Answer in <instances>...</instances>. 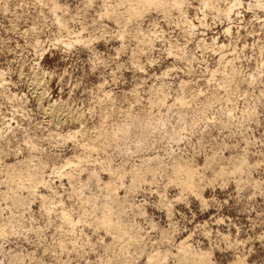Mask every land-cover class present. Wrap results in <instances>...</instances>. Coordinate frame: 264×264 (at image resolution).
<instances>
[{
	"label": "rangeland",
	"instance_id": "obj_1",
	"mask_svg": "<svg viewBox=\"0 0 264 264\" xmlns=\"http://www.w3.org/2000/svg\"><path fill=\"white\" fill-rule=\"evenodd\" d=\"M153 1L0 0V264H264V0Z\"/></svg>",
	"mask_w": 264,
	"mask_h": 264
},
{
	"label": "bare ground",
	"instance_id": "obj_2",
	"mask_svg": "<svg viewBox=\"0 0 264 264\" xmlns=\"http://www.w3.org/2000/svg\"><path fill=\"white\" fill-rule=\"evenodd\" d=\"M149 2H150V0H149ZM151 2H152V1H151ZM160 2H161V0H160ZM160 2H159L158 0H154V1H153V5H156V7H157V6H160ZM148 4H149V3H146L147 6H148ZM149 6H152V3H151V5L149 4ZM161 6H162V5H161ZM161 6H160V7H161ZM154 8H155V6H154ZM33 75H34V74H33ZM36 75H37V74H36ZM36 75H35L34 77H36ZM36 79H38V76L36 77ZM39 80H40V79H39ZM39 80H38V81H39ZM35 83H36V82H35ZM37 85H38V84H37ZM33 87H34V86H33ZM36 87H38V86H36ZM40 87H41V86H40ZM41 88H42V87H41ZM37 89H38V88H37ZM40 90H41V89H40ZM42 90H43V89H42ZM37 91H38V90H37ZM40 92H41V91H40ZM42 92H43V91H42ZM31 93L33 94V92H31ZM34 94H35V93H34ZM34 94H33V96H34ZM36 94H37V93H36ZM40 94H41V93H40ZM36 96H37V95H36ZM36 96H35V97H36ZM39 98H40V97H39ZM38 100H39V99H38ZM180 102H181V101H180ZM55 104H56V103H55ZM179 104H181V103H179ZM56 105H57V104H56ZM182 105H184V104H182ZM182 105H181V107H182ZM51 107H52V106H51ZM53 107H54V106H53ZM178 108H179V105H178ZM47 109H48V107H47ZM50 109H51V108H50ZM45 110H46V109H45ZM54 110H55V109H54ZM54 110H53V109L49 110V114H52L53 112H55ZM57 111H58V109H57ZM59 111H60V110H59ZM61 111H63V110H61ZM44 112H46V111H44ZM44 114H45V113H44ZM46 114L48 115V113H46ZM53 115H54V114H53ZM66 115H67V118H68V114H66ZM48 116H49V115H48ZM51 116H52V115H51ZM51 116H50V117H51ZM56 116H57V118H59L58 120H60V117L63 116V112H62V113H61V112H58ZM51 118H52V117H51ZM51 118H50V119H51ZM55 118H56V117H55ZM62 119H65V118L62 117ZM62 119H61V120H62ZM54 120H55V119H54ZM56 122H57V121H56ZM60 122H61V121H60ZM123 129H124V128H123ZM98 131H99V130H98ZM100 131H101V130H100ZM100 131H99V132H100ZM99 132H98V133H99ZM94 133H95V132H94ZM96 133H97V132H96ZM112 133H114V132H112ZM116 133H117V132H116ZM121 133H123V131H121ZM101 134H102V133H101ZM103 134H104V133H103ZM94 135H95V134H94ZM111 135L115 136L114 134H111V133H110V136H111ZM117 135H118V134H117ZM117 135H116V136H117ZM120 135H121V134H120ZM123 135H124V134H122V136H123ZM104 136H105V135H104ZM106 136H107V135H106ZM106 136H105V137H106ZM93 137H94V136H93ZM96 137H97V135H95V137H94L93 139H95ZM98 138H101V137L98 135V137H97L96 139H98ZM108 138H109V137H108ZM115 138H116V137H115ZM115 138H114V140H116ZM109 139H111V138H109ZM109 139H108V141H109ZM103 140H104V138H103ZM112 140H113V138H112ZM99 141H100V139H99ZM100 142H101V141H100ZM105 142H106V139H105ZM110 142H111V141H110ZM113 142H115V141H113ZM113 142H111V143L113 144ZM111 143H109V144L111 145ZM106 144H107V142H106ZM103 145H104V144H103ZM110 145H109V146H110ZM106 147H108V146H106ZM106 147H105V149H108V148H106ZM110 147H111V146H110ZM92 149H93V148H92ZM101 149H103V148H101ZM91 151H93V150H91ZM80 161H81V160H80ZM80 161H77V162L80 163ZM70 162H71V161H70ZM77 162H76V163H77ZM73 163H74V161H73ZM79 163H78V164H79ZM65 164L67 165V163L64 162V165H65ZM71 165H72V164H71ZM74 165H75V164H74ZM76 168H77V166H76ZM170 169H171V168H170ZM171 170L173 171L174 175L177 174V175H176L177 177H178V175H180V176H181V179L183 178V177H182L183 174H184V176H187V177L189 178V180H191L192 175H193V173L191 174V172H190L189 169H188V170L185 169V171H184V170L180 169V167H178L177 165L172 166V169H171ZM171 170H170V173L172 172ZM148 172H149V171H147V173H148ZM151 173H152V172H151ZM151 173H149L148 175L150 176ZM173 173H172V175H173ZM181 173H183V174L181 175ZM222 173H223V172H222ZM89 174H90V173H89ZM93 174H94V173H93ZM93 174H92V176H93ZM135 175H136V174H135ZM135 175H134V176H135ZM174 175H173V176H174ZM219 175H220V174H219ZM88 176H89V175H88ZM92 176H90V178H92ZM134 176H133V177H134ZM136 176H137V175H136ZM94 177H95V179H97L96 176H94ZM94 177H93V181H96V180H94ZM151 177H152V175H151ZM174 177H175V176H174ZM193 177H194V176H193ZM88 178H89V177H88ZM137 178H139V177L137 176ZM175 178H176V177H175ZM179 178H180V177H178V180H179ZM188 178H187V179H188ZM195 178H196V177H195ZM195 178L193 179L194 181H195ZM40 179H42V178H40ZM134 179H136V178H134ZM183 179H184V178H183ZM41 181H43V180H41ZM135 181H137V180H135ZM139 181H140V179H139ZM175 181H177V180H175ZM185 181H186V180H185ZM137 182H138V181H137ZM191 182H192V180H191ZM94 183H96V182H94ZM132 183H133V181H132ZM135 183H136V182H135ZM138 183H139V182H138ZM179 183H180V181H179ZM179 183H178V184H179ZM187 183H188V182H187ZM192 183H193V182H192ZM192 183H191V184H192ZM184 184H185V183H184ZM135 185L137 186V184H135ZM180 185H181V187H182L183 184H180ZM187 185H188V184H187ZM96 186H97V185H96ZM99 186H100V185H99ZM102 186H103V185H101V187H102ZM103 187H104V186H103ZM106 187H107V186H106ZM187 187H189V186H187ZM107 188H108V187H107ZM109 188H110V187H109ZM109 188H108V189H109ZM184 188H185V187H184ZM184 188H183V189H184ZM190 188H191V187H190ZM185 189H186V188H185ZM105 190H106V189H105ZM109 190H110V189H109ZM188 190H189V189H188ZM29 191H30V189H29ZM189 191H190V190H189ZM191 191H192V189H191ZM107 192H108V190H107ZM110 192H113V188H112V191L110 190ZM110 192H109V193H110ZM29 194H30V193H29ZM32 194H33V193L31 192V195H32ZM113 194H114V193H113ZM109 196H110V195H108V198H109ZM111 196L113 197V195H111ZM112 197H110V199H109V200H110V201H109V205H110L109 207H110V208H111V206H112V208H113V206H115V204H116V202H117V201L114 200V197H113V198H112ZM108 198H107V202H108ZM117 204H118V203H117ZM107 205H108V203H107ZM106 208H107V206H106ZM110 208H109V209H110ZM105 210H106V209H105ZM102 211H103V210H102ZM107 211L109 212L110 210H107ZM107 211H106L105 213H103V214H105V216H106V214H107ZM113 212H117V211L115 210V211H113ZM119 212H120V211H119ZM111 214H112V215H111ZM107 215H108V214H107ZM109 215H110V216H113V213H109ZM118 215L121 216L122 214L120 213V214H118ZM123 215H124V214H123ZM101 216H102V218L99 216V217H100L99 220H98V218H97V220L100 222L99 224H100L101 226H103V227H108V228L111 227V224H110V221H111V220H110V221L108 220V219H110V218H109L110 216H109V217H108V216L105 217L104 215H101ZM116 216H117V215H116ZM120 216H118V217H120ZM124 216H125V215H124ZM107 217H108V219H107ZM122 218H124V217H122ZM62 219H64V218H62ZM120 219H121V218H120ZM124 219H125V218H124ZM98 221H97V223H98ZM97 223H96V225H97ZM114 225H115V224H114ZM115 226H116V225H115ZM108 228H107V229H108ZM115 228H116V227H115ZM115 228H114V229H115ZM114 229H113V230H114ZM116 229H117V228H116ZM118 229H119V228H118ZM2 231H3V230H2ZM117 231H118V230H117ZM121 231H122V230L119 229L118 232H121ZM122 233H123V232H122ZM1 234H2V232H1ZM1 234H0V235H1ZM117 234H118V233H117ZM117 234H116V235H117ZM119 234H121V233H119ZM119 234H118V237H119ZM123 234H124V233H123ZM123 234H121V235L123 236ZM121 235H120V236H121ZM122 236H121V237H122ZM0 237H1V236H0ZM181 244H182V243H181ZM181 244H180L179 247H181ZM182 248H183V247H182ZM185 248H187V247H185ZM186 250H187V249H186ZM180 251H181V249H180ZM180 251H179V252H180ZM179 252L177 253L178 255H179ZM189 252H190V251H188V254H190V256H189L188 254H186V255H188L189 257H185L186 255H184V256L182 257V258L185 257L184 260L182 259L185 263H186V262H189L190 264H209V262L206 261V260H207V259L205 258L206 256H204L202 253H200V255L196 256L197 254H196V255H194V254L192 255L191 252H190V253H189ZM183 253H184V251H183ZM183 253H181V254H183ZM185 253H187V252H185ZM198 254H199V253H198ZM201 254H202L203 256H201ZM155 256H156V255H155ZM149 257H150V256H149ZM159 257H161V256H159ZM159 257L156 256V259H155V260H157V258H159ZM162 257H163V256H162ZM175 257H177V256L175 255ZM180 257H181V256H180ZM153 258H154V257H153ZM162 259H163V258H162ZM175 259H177V258H175ZM16 260H17V259H16ZM13 261L15 262V260H13ZM13 261H12V263H13ZM150 261H151V260H150ZM159 261H161V260H159ZM178 261L180 262L181 260L178 259ZM147 262H148V261H147ZM184 262L181 261V263H184ZM12 263H11V264H12ZM16 263H17V262H16ZM16 263H15V264H16ZM18 263H19V262H18ZM156 263H157L156 261H155V262L151 261V262H148L147 264H156ZM181 263H180V264H181ZM13 264H14V263H13ZM19 264H20V263H19ZM159 264H160V263H159Z\"/></svg>",
	"mask_w": 264,
	"mask_h": 264
}]
</instances>
